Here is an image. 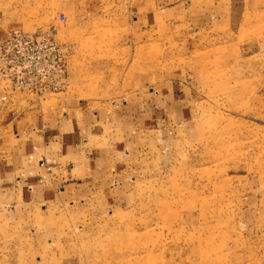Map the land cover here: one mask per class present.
Returning a JSON list of instances; mask_svg holds the SVG:
<instances>
[{"label":"rangeland","instance_id":"1","mask_svg":"<svg viewBox=\"0 0 264 264\" xmlns=\"http://www.w3.org/2000/svg\"><path fill=\"white\" fill-rule=\"evenodd\" d=\"M14 32L69 48L71 81L45 100L0 84V143L4 116L119 86L81 110L121 154L90 199L0 221V264H264V0H0Z\"/></svg>","mask_w":264,"mask_h":264},{"label":"crops","instance_id":"2","mask_svg":"<svg viewBox=\"0 0 264 264\" xmlns=\"http://www.w3.org/2000/svg\"><path fill=\"white\" fill-rule=\"evenodd\" d=\"M70 56L68 85L71 81ZM149 68L156 71L152 66ZM137 84H140L139 80L137 83L133 79V88L141 90ZM115 91L119 93L115 94ZM120 91L119 86L112 92L106 91L103 103L120 98ZM70 100L69 106L68 102L59 101L60 104L46 108L42 113L4 116L6 121H13L12 130L19 135L0 143V221L10 220L13 215L24 220L32 209L46 217L52 211L49 208L57 203L68 201L72 204L90 199V194H94L92 188L105 189L101 186H105V175H109L107 171L111 169L107 164L110 155L119 157L121 152L105 148L102 136L108 122H105V111L81 110L91 104L103 103L75 97ZM43 204L45 210H42Z\"/></svg>","mask_w":264,"mask_h":264},{"label":"built area","instance_id":"3","mask_svg":"<svg viewBox=\"0 0 264 264\" xmlns=\"http://www.w3.org/2000/svg\"><path fill=\"white\" fill-rule=\"evenodd\" d=\"M69 56L48 34L11 33L0 41V84L44 100L65 93Z\"/></svg>","mask_w":264,"mask_h":264}]
</instances>
